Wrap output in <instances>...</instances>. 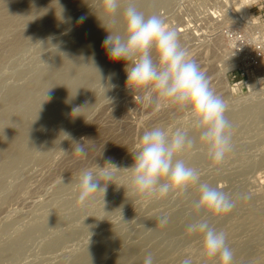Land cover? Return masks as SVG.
Segmentation results:
<instances>
[{"label": "rangeland", "instance_id": "1", "mask_svg": "<svg viewBox=\"0 0 264 264\" xmlns=\"http://www.w3.org/2000/svg\"><path fill=\"white\" fill-rule=\"evenodd\" d=\"M220 1L138 3L176 29L229 105L234 150L225 161L216 165L199 144L180 158L203 181L251 194L212 223L226 232L233 264H264V0L252 2L251 23ZM87 2L0 0V264H143L148 253L155 264H181L189 255L194 264H219L202 254V235L186 231L197 215L195 187L165 198L132 190L123 169L143 131L198 132L175 106L141 102L126 84L124 62L110 61L101 46L100 0ZM64 132L89 146L86 158L72 153ZM109 160L122 170L106 193L79 203L80 171Z\"/></svg>", "mask_w": 264, "mask_h": 264}, {"label": "clouds", "instance_id": "2", "mask_svg": "<svg viewBox=\"0 0 264 264\" xmlns=\"http://www.w3.org/2000/svg\"><path fill=\"white\" fill-rule=\"evenodd\" d=\"M100 8L103 18L96 16L107 33L102 47L110 61L124 62L126 84L142 93L140 100L145 104L159 106L166 102L175 106L198 132V136H193L184 127L166 126L143 131L131 152L132 165L123 169L131 172L132 190L145 197L165 198L173 193L187 194L195 187L198 197L193 206L197 215L186 225V231L202 235L204 256L218 258L219 264H233L234 252L227 234L214 226L212 218L231 213L238 201L251 199V194L229 193L203 181L201 172L180 158L181 153L199 144L206 147L208 158L216 165L225 161L234 150L233 124L226 116L228 103L211 87L206 72L162 14H146L138 0H100ZM83 20L81 17L77 23ZM63 135L71 142L73 154L87 157L89 146L85 142L74 140L67 132ZM119 170L122 169L111 160L104 166L82 169L78 176V202L85 204L94 194H105ZM61 182L64 183L63 177ZM159 223L167 225L169 217L162 215ZM143 264H155L151 253L144 257ZM181 264H194L193 258L185 256Z\"/></svg>", "mask_w": 264, "mask_h": 264}, {"label": "bare ground", "instance_id": "3", "mask_svg": "<svg viewBox=\"0 0 264 264\" xmlns=\"http://www.w3.org/2000/svg\"><path fill=\"white\" fill-rule=\"evenodd\" d=\"M81 1V0H80ZM83 1V0H82ZM85 1V0H84ZM90 0H88V2H89ZM233 1H235V0H233ZM254 0H236V3H234V5H233V3H231L232 2V0H222V1H220V2H225V3H230L229 5H230V11H232L233 12V14H234V16H236V18H237V20L238 21H240V22H244V23H251L252 21H254V17L252 16V13H251V11H250V8H251V5H252V2H253ZM87 2V3H88ZM227 4V5H228ZM101 10V9H100ZM99 10V11H100ZM231 12V13H232ZM98 13H100V12H98ZM95 14V13H94ZM96 17V16H95ZM236 18H235V20H236ZM100 22V21H99ZM99 26V25H98ZM100 28V27H99ZM98 29V28H97ZM102 30V29H101ZM89 31V30H88ZM95 33V32H94ZM82 36V35H81ZM102 36V35H101ZM91 39V38H90ZM90 41V40H89ZM98 41V40H97ZM83 42V41H82ZM87 42V41H86ZM76 43V42H75ZM96 45V44H95ZM100 46V45H99ZM102 46V45H101ZM88 47V46H87ZM76 49V48H75ZM78 49H79V47H78ZM77 49V50H78ZM90 50H92V49H90ZM79 53V52H78ZM90 53V52H89ZM81 54V53H80ZM83 55V54H82ZM107 58V57H106ZM106 64V63H105ZM105 67V66H104ZM81 68V67H80ZM79 71V70H78ZM100 73V72H99ZM112 73V72H111ZM71 76V75H70ZM94 78V77H93ZM62 80V79H61ZM71 80V79H70ZM88 80V79H87ZM262 80V79H261ZM99 81V80H98ZM260 81V80H259ZM85 83V82H84ZM87 83V82H86ZM81 84V83H80ZM79 84V85H80ZM257 84V83H256ZM89 85V84H88ZM237 85V84H236ZM69 86V85H68ZM76 86V85H75ZM62 88H63V86H61ZM84 87V86H83ZM76 88H78V87H76ZM82 88V87H81ZM60 89V88H59ZM96 89V88H95ZM231 89H232V91H235V89H236V86H231ZM66 93V92H65ZM64 93V94H65ZM85 93V92H84ZM63 94V93H62ZM74 94V93H73ZM83 94V93H82ZM89 95V94H88ZM82 96V95H81ZM56 101V100H55ZM53 105V104H52ZM30 109V108H29ZM39 114V113H38ZM54 115V114H53ZM52 115V116H53ZM18 116V115H17ZM49 116V115H48ZM3 117V116H2ZM6 117H7V115H6ZM4 120V119H3ZM43 120V119H42ZM40 123V122H39ZM35 124V123H34ZM26 138V137H25ZM30 141V140H29ZM28 149V148H27ZM29 156V155H28ZM24 157V156H23ZM22 158V157H21ZM16 160V159H15ZM18 162V161H17ZM11 163H13V162H11ZM5 165V164H4Z\"/></svg>", "mask_w": 264, "mask_h": 264}, {"label": "built area", "instance_id": "4", "mask_svg": "<svg viewBox=\"0 0 264 264\" xmlns=\"http://www.w3.org/2000/svg\"><path fill=\"white\" fill-rule=\"evenodd\" d=\"M263 7H264V6H263ZM247 44H248V43H245V44L243 45V47H246V46H247Z\"/></svg>", "mask_w": 264, "mask_h": 264}]
</instances>
